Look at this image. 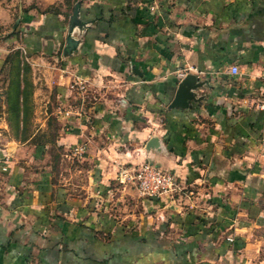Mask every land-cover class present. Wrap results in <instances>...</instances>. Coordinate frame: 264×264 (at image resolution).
Returning <instances> with one entry per match:
<instances>
[{
	"label": "crops",
	"instance_id": "1",
	"mask_svg": "<svg viewBox=\"0 0 264 264\" xmlns=\"http://www.w3.org/2000/svg\"><path fill=\"white\" fill-rule=\"evenodd\" d=\"M147 1L75 0L71 26L64 0H0V75L19 53L37 103L55 90L61 164L89 144L83 198L32 142L53 113L24 142L0 117V264H264V0ZM188 74L194 99L171 107ZM144 162L179 195L116 194L121 165Z\"/></svg>",
	"mask_w": 264,
	"mask_h": 264
},
{
	"label": "rangeland",
	"instance_id": "2",
	"mask_svg": "<svg viewBox=\"0 0 264 264\" xmlns=\"http://www.w3.org/2000/svg\"><path fill=\"white\" fill-rule=\"evenodd\" d=\"M64 1L67 4V13H69V15H73V3L75 0ZM150 1H147L145 4H148ZM160 1L162 0H154V2L152 4H149L148 6H152L151 9L156 10L159 7L158 5ZM193 1H195L191 4L193 8L197 7L198 2L202 3V0ZM217 5V8L221 7L219 1ZM227 5L235 7L233 3H228ZM210 10L211 6L209 5L208 11ZM71 15L69 17L68 23H70L71 21ZM37 68L38 67H35L34 69L32 65H23L21 63V58L18 53L17 55L13 56V61L11 65H9V68H5L6 70L0 75V117H2L4 120L2 121L4 125H1V128H6L7 133H11L10 136L14 140L24 142L27 139L31 138V136H33L37 129L41 127V125L43 124V119H45L47 116L45 111H47L48 113H53L50 116L49 120L47 119L45 121V131L43 133L42 130L39 131L36 136L33 137L32 142H44L51 144L50 156L51 160L53 161L52 170L55 172L56 175L60 174L58 175V178L60 177V179H62L61 173H65L67 175V178L69 179V183H71L72 185L73 193L77 195L81 194L83 198H85L89 196V193L87 192V186L89 182V167L86 163L83 162V155L85 151L82 152L80 148H85L89 144L88 142H85L77 146L71 147L69 150L66 151V155L64 157L65 161L61 164V158L63 157V153L61 152L60 148L56 147V145L58 144V136L60 134L59 130H61V122L58 121L57 115L61 116L60 111L63 110V108L59 101L60 98L57 97L55 90L49 87H46L44 89V93L42 91L41 94H39V97L44 99L42 100V102H39L41 103V105L37 103L35 99V92L37 90L35 79L39 78V71ZM103 88L104 90H107L106 87ZM111 92L112 91L108 92V94H110ZM90 94V88L88 92L83 93V97L86 99L84 109H82L83 115L86 113L85 115L89 116L88 107L91 104H89ZM97 97H100L98 93ZM93 100H95V98ZM145 163L150 162L134 164L133 166L139 167ZM131 165L132 164L129 163H124L121 165L116 174V184L113 185V188H116V194L119 192L118 189H121L122 187L124 191H126V195L129 194V197H132L133 194H130L132 193V191H137L141 197H147L141 195V193L137 189L136 184L134 182L135 179H132L134 170H130V167H133ZM126 169H128V171L124 173ZM60 183L58 182L57 185H59ZM186 190L187 188L183 191ZM176 195L179 194L177 193ZM116 196L117 195H115L114 193V201H118L116 200ZM134 199L131 198L130 201L132 203V206L134 205ZM113 200H111V203L114 204L115 202H113Z\"/></svg>",
	"mask_w": 264,
	"mask_h": 264
},
{
	"label": "built area",
	"instance_id": "3",
	"mask_svg": "<svg viewBox=\"0 0 264 264\" xmlns=\"http://www.w3.org/2000/svg\"><path fill=\"white\" fill-rule=\"evenodd\" d=\"M230 72L234 75L240 73V68L237 65H232ZM87 81L77 78L72 84V89H77L83 93L87 92ZM81 151L84 147L80 148ZM134 170L132 179H135V184L141 195L147 197H160L169 195L174 197L175 194L181 192V187L178 183L177 176L155 164L145 163L139 167H130ZM128 169L125 170L126 173Z\"/></svg>",
	"mask_w": 264,
	"mask_h": 264
},
{
	"label": "water",
	"instance_id": "4",
	"mask_svg": "<svg viewBox=\"0 0 264 264\" xmlns=\"http://www.w3.org/2000/svg\"><path fill=\"white\" fill-rule=\"evenodd\" d=\"M80 8L81 3L78 2L74 6V12L71 16V26H75L78 24H81V21L79 19L80 15ZM75 41L72 37L68 39V45L70 48L74 47ZM198 81V77L194 74H188L181 82L179 90L177 92V95L174 99V101L171 103V107H183L187 108L189 107L190 100L194 99V92L193 90L196 88ZM153 144V141L150 143Z\"/></svg>",
	"mask_w": 264,
	"mask_h": 264
}]
</instances>
